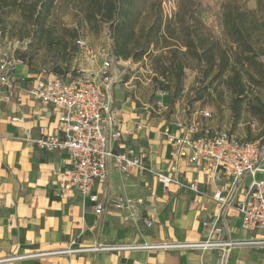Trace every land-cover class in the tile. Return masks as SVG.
<instances>
[{
	"label": "crops",
	"instance_id": "obj_1",
	"mask_svg": "<svg viewBox=\"0 0 264 264\" xmlns=\"http://www.w3.org/2000/svg\"><path fill=\"white\" fill-rule=\"evenodd\" d=\"M1 53L0 48V59ZM131 62L118 59L114 65ZM114 65V81L108 91L122 133L114 148L118 152L134 150L147 165L166 170L173 145L166 140L163 128L183 117L186 101L178 98L171 104L167 92L163 97L166 107L158 111L156 101L162 98L155 92L152 103L142 97L133 82L135 77L126 76L128 69H114ZM50 74L57 75L33 72L24 62L18 67L14 90L0 88V264H264V250L259 246H237L227 255L218 249H97L201 241L207 234L203 222L219 212L212 194L224 189L227 179H214L207 162L179 160L182 182L197 180L205 193L199 195L179 184L164 188L151 174L136 169L123 174L111 164L106 183L94 187V193L106 202L104 213L97 215L94 203L84 201L69 185L73 164L67 151L47 152L27 140L42 130L61 134L54 106L43 104L29 92L37 79ZM250 181L246 177L243 188ZM120 195L142 199L143 203L136 204V215L152 219L153 225L147 227L143 220L136 224L128 211L117 210L113 202ZM225 219L226 229L220 238L264 239V230L243 228L236 207L228 209ZM21 256L24 258L17 259Z\"/></svg>",
	"mask_w": 264,
	"mask_h": 264
},
{
	"label": "built area",
	"instance_id": "obj_2",
	"mask_svg": "<svg viewBox=\"0 0 264 264\" xmlns=\"http://www.w3.org/2000/svg\"><path fill=\"white\" fill-rule=\"evenodd\" d=\"M165 3V2H164ZM173 7L165 15L171 17ZM77 27L76 25H73ZM108 30V29H107ZM109 33V30L107 31ZM109 37L111 38L110 34ZM79 50H88L85 37L77 39ZM111 46V44H110ZM2 51L0 59V88L14 90L19 65L24 61L15 54ZM89 51L87 54H91ZM93 57L101 60L99 71L68 72L65 76L43 75L29 90L31 96L43 104H52L60 123L61 134L50 135L44 130L37 137H27L31 143L47 152L64 150L70 156L73 167L69 185L75 188L81 198L94 203L97 215L106 210V202L94 193L97 184H105L109 166L112 164L123 174L132 170L151 174L164 188L179 184L199 195L205 194L198 188V181L184 184L180 178L179 160L191 164L207 162L214 173V179L226 178L224 189H218L212 198L218 204L219 212L207 218L203 227L207 234L199 242L139 243L130 245H107L97 249L108 251L136 250H212L218 249L227 255L237 246H259L264 250V239L233 241L220 238L226 229L225 215L229 208L236 207L247 231L264 230V138L246 142L228 130H212L205 120L213 114L206 108H195L185 102L181 119L167 123L163 128L166 140L173 145V157L166 170H158L143 162L134 150L118 152L114 144L121 137L114 113V102L108 91L113 83L112 68L118 59L110 47L107 52H96ZM158 110L166 107L163 97L167 91L159 89ZM225 177H224V176ZM250 177L248 185L243 181ZM143 203L128 196H117L113 206L120 211H128L130 217L139 224L143 220L147 227L153 225L150 218L136 215V204ZM23 256L17 258L21 259Z\"/></svg>",
	"mask_w": 264,
	"mask_h": 264
},
{
	"label": "trees",
	"instance_id": "obj_3",
	"mask_svg": "<svg viewBox=\"0 0 264 264\" xmlns=\"http://www.w3.org/2000/svg\"><path fill=\"white\" fill-rule=\"evenodd\" d=\"M165 1L0 0V18L3 23L11 15L21 18L14 24H21L19 40L30 41L15 54L29 66L34 53L44 48L51 54V71L63 77L69 72L63 65L70 66L80 51L77 39L85 37L81 29L98 36L108 29L117 59L140 62L150 58L153 80L159 89L172 91L171 104L183 91L186 69L193 68L200 72L202 87L196 88L191 103L202 100L206 93L211 95L212 89L220 96L227 92L237 122L246 102L249 112L264 123V97L258 93L264 87V0H255L256 8L249 6L250 0H223V39L204 22L206 10L201 0H176L171 17L165 15ZM58 4L72 8L81 24L67 27L53 21ZM148 8L153 10L154 20L147 26L142 19Z\"/></svg>",
	"mask_w": 264,
	"mask_h": 264
},
{
	"label": "rangeland",
	"instance_id": "obj_4",
	"mask_svg": "<svg viewBox=\"0 0 264 264\" xmlns=\"http://www.w3.org/2000/svg\"><path fill=\"white\" fill-rule=\"evenodd\" d=\"M223 0H201L203 8L206 12L203 14V20L211 27L214 35L218 38L223 39V31L221 27V3ZM164 12L169 13L171 10L173 11V7L176 6V0H166L163 3ZM56 14L52 18L53 21L59 20L63 22V24L67 27H73V25L77 26L81 24L80 15L70 7H61L60 4L57 5ZM249 6L251 8H256V1L250 0ZM154 20L153 10L148 8L145 12V15L142 19V24L150 25ZM15 22H21V18L18 17L17 14L11 15L6 19V23H3L0 18V48L2 51L7 53H12L15 49L23 48L26 49L28 46V39H25L24 42L19 40L20 35V26L14 25ZM7 25L6 30L3 29L4 25ZM84 27V26H83ZM82 33L85 36V39L88 43V50L92 51L91 54H87L89 51L80 50L78 54L71 61L70 66L63 67L69 69V72L72 74H76L79 71H89L94 70L95 72L99 71V65L101 64V60L93 55L96 52L104 51V49L108 52L109 48H112V39L109 37V33H107V29L102 32L99 36L93 31L88 30L84 27L82 28ZM111 44V46H110ZM144 60L143 63L137 64V62L126 63V64H115L114 69L122 70L127 68V75L129 77H135L134 83L138 84L139 93H141L142 97H147L148 101L151 103L154 102V92L159 90L157 84H155L153 77V69L151 65V60L149 57ZM264 62V56L261 57ZM52 61L51 54L46 49H40L34 53V59L31 66H29L30 70L36 73L48 72L52 69ZM247 80V76L245 77ZM200 72L197 69H186V76L184 79L183 91L180 93L179 98L184 99V101L189 102L195 108H206L210 110L213 114L212 118L209 120H205V123L208 127L214 130H228L231 133L237 135L243 141L250 142V139L257 138L256 140H260L264 138V123L257 120L250 112L247 107V103H244L243 111L241 118L237 122L231 107V97L227 92L221 94L215 90H211L209 95L206 93L202 100H197L191 103L190 100H194L196 96V88L202 87ZM148 84L146 85V83ZM217 85V83H216ZM220 87L218 90L221 91ZM170 96L172 91H167ZM258 93L264 97V87L258 90ZM158 99L157 101H159ZM156 101V102H157ZM156 104V103H155ZM155 106V105H154ZM158 110L157 106L155 107ZM159 111V110H158ZM237 122V123H236ZM253 140V141H256Z\"/></svg>",
	"mask_w": 264,
	"mask_h": 264
}]
</instances>
